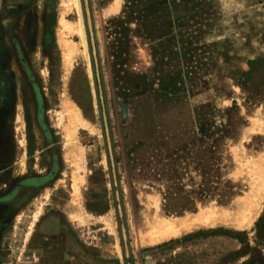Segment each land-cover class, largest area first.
Masks as SVG:
<instances>
[{
  "label": "rangeland",
  "instance_id": "1",
  "mask_svg": "<svg viewBox=\"0 0 264 264\" xmlns=\"http://www.w3.org/2000/svg\"><path fill=\"white\" fill-rule=\"evenodd\" d=\"M78 2L0 0V264H264V0Z\"/></svg>",
  "mask_w": 264,
  "mask_h": 264
},
{
  "label": "bare ground",
  "instance_id": "2",
  "mask_svg": "<svg viewBox=\"0 0 264 264\" xmlns=\"http://www.w3.org/2000/svg\"><path fill=\"white\" fill-rule=\"evenodd\" d=\"M40 1V0H39ZM72 2H73V4H74V6L76 7V9H77V13H78V15H79V18H78V20H77V22L74 24V23H71V22H68L63 16L61 17V19H60V26L62 27V29H65V31L67 30V29H69L70 28V26L71 25H74L75 26V29H76V32H77V34L79 35V38H80V41L79 42H77V46H82L83 47V49L80 51V54H81V52H82V54H85L86 55V50H85V34H84V30H83V23H82V18H81V11H80V5H79V2H78V0H71ZM65 2V1H64ZM66 4V3H65ZM66 6V5H65ZM65 6H64V8H65ZM67 6H68V4H67ZM63 9V8H62ZM71 9V8H70ZM63 13V12H62ZM76 47V46H75ZM78 48V47H77ZM79 49V48H78ZM33 59V58H32ZM36 60V59H35ZM38 61V60H37ZM46 71V70H45ZM47 73V72H46ZM41 76H42V74H41ZM45 78V77H44ZM21 115V114H20ZM19 115V116H20ZM21 118V117H20ZM75 123V122H74ZM23 134V133H22ZM24 135V134H23ZM20 146H24L25 145V139H24V136H22V138H21V140H20ZM68 144V143H67ZM79 149V148H78ZM81 151V150H80ZM82 153H83V151H82ZM76 179V178H75ZM78 180V179H77ZM81 180V179H80ZM80 180H78L79 182H80ZM82 182V181H81ZM77 184V183H76ZM262 189V188H261ZM259 192V191H258ZM263 192V191H262ZM259 194V193H258ZM259 196V195H258ZM257 196V197H258ZM262 198H264V192H263V195H262ZM261 198V199H262ZM260 199V200H261ZM254 201V200H253ZM256 203V202H255ZM257 204V203H256ZM255 204V205H256ZM261 206V205H260ZM257 208V207H256ZM223 210V209H222ZM250 212V211H249ZM251 213V212H250ZM250 216H248L247 218H251V216H252V213L251 214H249ZM255 216V215H254ZM38 217V214L36 215V218ZM79 217V216H78ZM210 218V217H209ZM209 218H206L204 221H203V219H202V221L200 222V220H199V222L202 224H206V225H208V224H211L213 221L211 220V219H209ZM244 220V219H243ZM248 221H249V219H248ZM245 222H247L246 221V219H245ZM247 224V223H246ZM167 227H168V229L162 234V237H165V236H168V235H172V234H179V233H181L184 229H187V228H190L191 226H185V227H179V226H176V225H173V224H167L166 225ZM114 232V231H113Z\"/></svg>",
  "mask_w": 264,
  "mask_h": 264
},
{
  "label": "trees",
  "instance_id": "3",
  "mask_svg": "<svg viewBox=\"0 0 264 264\" xmlns=\"http://www.w3.org/2000/svg\"><path fill=\"white\" fill-rule=\"evenodd\" d=\"M262 221L263 219L260 218V220L257 222V226L259 227V230H258L259 234L262 232V228H260V226L262 225ZM238 235H241V234H238Z\"/></svg>",
  "mask_w": 264,
  "mask_h": 264
},
{
  "label": "flooded vegetation",
  "instance_id": "4",
  "mask_svg": "<svg viewBox=\"0 0 264 264\" xmlns=\"http://www.w3.org/2000/svg\"><path fill=\"white\" fill-rule=\"evenodd\" d=\"M36 180H38V179H36ZM35 179L34 180H31V182H35V183H38L37 181H36Z\"/></svg>",
  "mask_w": 264,
  "mask_h": 264
},
{
  "label": "water",
  "instance_id": "5",
  "mask_svg": "<svg viewBox=\"0 0 264 264\" xmlns=\"http://www.w3.org/2000/svg\"><path fill=\"white\" fill-rule=\"evenodd\" d=\"M130 253L132 254V251H130Z\"/></svg>",
  "mask_w": 264,
  "mask_h": 264
}]
</instances>
